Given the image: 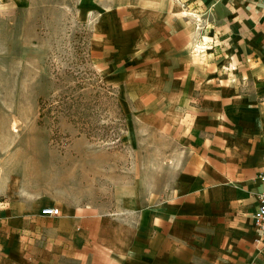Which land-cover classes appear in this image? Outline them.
<instances>
[{
    "label": "crops",
    "instance_id": "obj_1",
    "mask_svg": "<svg viewBox=\"0 0 264 264\" xmlns=\"http://www.w3.org/2000/svg\"><path fill=\"white\" fill-rule=\"evenodd\" d=\"M194 3L78 0L94 23L92 54L131 100L125 143L141 142L137 120L168 145L174 178L159 197L122 182L114 209L98 211L1 175L0 264H264L253 221L264 191V0H226L245 6L236 14L215 7L242 23L205 60L183 17Z\"/></svg>",
    "mask_w": 264,
    "mask_h": 264
},
{
    "label": "rangeland",
    "instance_id": "obj_2",
    "mask_svg": "<svg viewBox=\"0 0 264 264\" xmlns=\"http://www.w3.org/2000/svg\"><path fill=\"white\" fill-rule=\"evenodd\" d=\"M77 3L0 0V177L91 201L98 211L114 209L122 182L163 196L174 178L163 154L168 145L137 120L141 142L135 151L125 143L131 100L92 54L94 23L77 15ZM224 3L195 0L196 12L183 14L200 59L221 48L231 24L241 28L240 19L227 21L214 9L236 14L245 6Z\"/></svg>",
    "mask_w": 264,
    "mask_h": 264
},
{
    "label": "built area",
    "instance_id": "obj_3",
    "mask_svg": "<svg viewBox=\"0 0 264 264\" xmlns=\"http://www.w3.org/2000/svg\"><path fill=\"white\" fill-rule=\"evenodd\" d=\"M258 179L264 182V168L258 175ZM256 199L258 201V209L253 214L254 227L257 232V242L264 246V191L257 194ZM41 214L45 216H58L59 209L55 207H46L41 210Z\"/></svg>",
    "mask_w": 264,
    "mask_h": 264
}]
</instances>
